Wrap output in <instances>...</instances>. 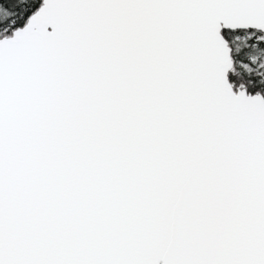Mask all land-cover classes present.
Wrapping results in <instances>:
<instances>
[{"label": "snow or ice", "instance_id": "6c2138e0", "mask_svg": "<svg viewBox=\"0 0 264 264\" xmlns=\"http://www.w3.org/2000/svg\"><path fill=\"white\" fill-rule=\"evenodd\" d=\"M0 264H264V0H0Z\"/></svg>", "mask_w": 264, "mask_h": 264}]
</instances>
